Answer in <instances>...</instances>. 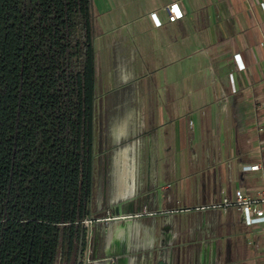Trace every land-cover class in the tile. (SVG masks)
Instances as JSON below:
<instances>
[{
  "label": "crops",
  "instance_id": "obj_1",
  "mask_svg": "<svg viewBox=\"0 0 264 264\" xmlns=\"http://www.w3.org/2000/svg\"><path fill=\"white\" fill-rule=\"evenodd\" d=\"M262 2L93 0L104 39L101 50L96 49L97 61L98 55H117L113 65L120 81L144 79L146 113L151 109V118L146 114L142 122L144 137L162 141L154 164L155 194L143 208L153 205L161 212L193 207L239 188L254 194L264 184V172L242 171L244 165L264 167V131H258V125H264V108L257 107L264 100ZM173 3L185 14L176 22L169 21L166 11ZM237 54L243 70L234 58ZM130 125L127 119L126 128ZM206 137L221 140L218 153L200 148L189 153L191 139ZM128 157L127 148L115 156L117 191L105 209L116 214L136 213L113 207L123 194L135 191L137 160L131 158V165ZM160 191L165 194L161 209ZM191 238L198 241L186 248ZM117 244L126 248L111 251ZM91 245L94 259L100 261L129 256L130 264H158L157 259L160 264H264V225L246 226L236 210L167 212L95 224ZM146 247H159L160 252L156 256V250Z\"/></svg>",
  "mask_w": 264,
  "mask_h": 264
},
{
  "label": "trees",
  "instance_id": "obj_2",
  "mask_svg": "<svg viewBox=\"0 0 264 264\" xmlns=\"http://www.w3.org/2000/svg\"><path fill=\"white\" fill-rule=\"evenodd\" d=\"M94 23L93 0H0V264H55L107 212Z\"/></svg>",
  "mask_w": 264,
  "mask_h": 264
},
{
  "label": "rangeland",
  "instance_id": "obj_3",
  "mask_svg": "<svg viewBox=\"0 0 264 264\" xmlns=\"http://www.w3.org/2000/svg\"><path fill=\"white\" fill-rule=\"evenodd\" d=\"M95 15V10H94ZM95 47L98 50H101L100 47L103 45V36H102V28L98 25L97 17L95 16ZM114 57V58H113ZM98 92L100 94V118H101V129L102 136L106 138V145L109 148L107 151V156L104 157V161L102 163V172L105 177L106 183L103 184L102 191L105 203L101 204L102 207L112 205L114 193H116V173H115V156L118 151L128 149L130 156L128 157L129 163L133 165L134 161L131 158H136L137 162V179L136 186L134 187V194L131 196L122 195V199L117 200L116 204H113V207L121 212L126 211H137L140 210L139 213H153V215H148L150 217H155L160 213H175L182 212L181 210L184 208L192 207H178L177 209H170L166 211L158 212L154 209V206L150 205L149 207H144V202L146 200L150 201V198L154 196V176H155V163L156 160L160 159V152L162 147V141L158 139H149L144 137V129H143V120L144 116L147 114L145 107V100L147 98L146 95V83L140 78L132 79L127 78L126 80L120 81L119 77H117L115 68L113 65L114 60L118 59L117 55H98ZM115 63V62H114ZM140 77V76H139ZM143 78V77H142ZM147 118H151V109H148ZM157 112V109H156ZM127 119L130 120L131 125L130 128H126L125 122ZM124 127V128H123ZM126 128V129H125ZM170 141L168 145H170ZM221 146V140H215L209 137L202 139L199 142H192V139L189 142L188 150L189 153H193L197 149H211L212 151H218V148ZM217 150V151H216ZM218 153V152H217ZM195 156V155H194ZM191 155L189 154V159H191ZM218 156L214 158L217 159ZM199 158L204 159L205 155H201ZM219 158V157H218ZM197 160V159H196ZM193 162V161H192ZM197 162V161H195ZM200 163L201 160L199 161ZM194 164V163H193ZM195 168L198 169V163L194 164ZM193 167V166H192ZM132 182V181H131ZM130 182V183H131ZM158 197L160 200V209L164 207L165 194L164 192H159ZM125 197V198H123ZM202 205V204H200ZM183 206V205H182ZM198 206V205H196ZM193 206V207H196ZM153 207V208H152ZM175 211V212H169ZM106 213V212H105ZM130 213V214H136ZM155 213V214H154ZM113 215H129L128 214H120L119 212L114 213ZM106 214L100 215V217L105 216ZM125 220V219H124ZM113 222V221H110ZM108 222V223H110ZM106 223V224H108ZM103 225L102 223H98ZM105 225V224H104ZM223 231H221L222 233ZM220 233V234H221ZM92 237V236H91ZM91 244V243H90ZM89 245V243H88ZM92 246L90 249L92 250ZM88 249V247H87ZM92 256L90 254L87 257Z\"/></svg>",
  "mask_w": 264,
  "mask_h": 264
},
{
  "label": "built area",
  "instance_id": "obj_4",
  "mask_svg": "<svg viewBox=\"0 0 264 264\" xmlns=\"http://www.w3.org/2000/svg\"><path fill=\"white\" fill-rule=\"evenodd\" d=\"M261 8L264 11V2L261 3ZM166 11L168 13V19L170 22H176L184 17V11L181 9L178 3H173L166 6ZM154 16V15H152ZM161 22L158 21L157 26H160ZM238 68L240 70L245 69V65L241 59V55L237 54L234 55ZM257 107L259 109L264 108V100L258 103ZM258 131H264V125H258ZM261 148V147H260ZM264 149V147H262ZM243 172H251V171H258L264 172V167L261 163H257L255 165H244L242 167ZM232 210H236L239 212L243 217V222L248 227H254L257 225H264V184L254 191V194L251 191H248L244 188H239L234 191L233 195H227L217 200H213L209 203H205L202 205H198L196 207H188L184 208L182 212H190V211H197V212H209V211H219L222 213H229ZM175 212V211H169ZM148 215H153V213H146ZM155 214V213H154ZM145 215V213H136V214H129V215H113L111 209H108L106 215L103 217H88L84 219L81 224L87 230L89 238H88V249L87 253L88 256L90 254V246H91V236H92V229L95 224L102 223L106 224L110 221H119L129 218L141 217ZM89 258V257H87Z\"/></svg>",
  "mask_w": 264,
  "mask_h": 264
},
{
  "label": "flooded vegetation",
  "instance_id": "obj_5",
  "mask_svg": "<svg viewBox=\"0 0 264 264\" xmlns=\"http://www.w3.org/2000/svg\"><path fill=\"white\" fill-rule=\"evenodd\" d=\"M179 212V211H178ZM197 239H188L185 243H184V246L186 247V248H190V247H192L195 243H197ZM88 240H86V242L84 243V247H83V253H82V264H87V261L89 260V262H88V264H130V257L129 256H123V257H121V258H118V260H116L115 262H111L110 260H105V261H100V260H97V259H94V255H93V253H92V256L90 255V257L89 258H87V247H88ZM79 247H80V242H79V244H75L74 245V247H73V249H72V251H71V253H70V256H72V261H71V263L70 264H78V261H79V251H80V249H79ZM126 247H124V245H122V244H117V245H113L112 246V249H111V251H117V250H123V249H125ZM145 249H147V250H149V251H153V250H156V256H157V254L160 252V249H159V247H151V249L150 248H148V247H146ZM66 252L64 251V253H63V255L64 256H66ZM144 255L146 256L147 255V253H144ZM184 255H186V256H190V253L189 254H187V252H185L184 253ZM156 262L158 263V264H160V263H162L163 261L161 260V259H157L156 260ZM64 263V262H63ZM65 264H68V263H66L65 262Z\"/></svg>",
  "mask_w": 264,
  "mask_h": 264
},
{
  "label": "water",
  "instance_id": "obj_6",
  "mask_svg": "<svg viewBox=\"0 0 264 264\" xmlns=\"http://www.w3.org/2000/svg\"><path fill=\"white\" fill-rule=\"evenodd\" d=\"M89 235L88 232L86 231V229L83 227L82 228V233H81V239H80V251H79V261L78 264H82V253H83V247H84V243L86 242V240H88ZM64 243L61 242L60 246H59V251L57 254V258H56V263L55 264H63V262H66L68 264L71 263V259L72 256H70V253L66 254L65 258H64ZM89 260L87 261L88 264Z\"/></svg>",
  "mask_w": 264,
  "mask_h": 264
}]
</instances>
